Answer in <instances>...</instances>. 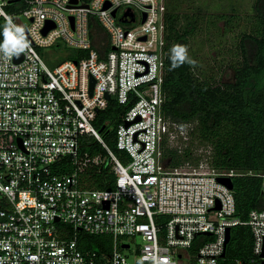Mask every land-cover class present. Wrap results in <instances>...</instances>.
Masks as SVG:
<instances>
[{
    "label": "built area",
    "instance_id": "2783aa9c",
    "mask_svg": "<svg viewBox=\"0 0 264 264\" xmlns=\"http://www.w3.org/2000/svg\"><path fill=\"white\" fill-rule=\"evenodd\" d=\"M14 1L0 0V27L11 17L27 47L0 49V264H220L237 225L252 234L247 264H264V208L241 221L218 181L260 177L264 198V172L214 168L210 146L197 162L164 157L184 153L193 131L162 112L166 0H24L17 19L5 9ZM93 42L107 47L102 58ZM58 44L86 55L50 68L40 51ZM112 99L128 106L114 137L124 158L94 126ZM84 135L107 155L82 152ZM101 165L110 190L87 184ZM81 231L108 237L110 250L80 249Z\"/></svg>",
    "mask_w": 264,
    "mask_h": 264
},
{
    "label": "trees",
    "instance_id": "16d2710c",
    "mask_svg": "<svg viewBox=\"0 0 264 264\" xmlns=\"http://www.w3.org/2000/svg\"><path fill=\"white\" fill-rule=\"evenodd\" d=\"M182 1L166 0L163 115L174 122L193 123L191 135L193 139L211 147L210 164L214 168L233 169L242 173L264 172V0L254 1L252 29L240 33L238 37L240 61L233 67L234 77L231 82L215 81L206 72H197L196 63L187 55L183 63L177 60L179 66H173L174 49L180 46L187 49L203 19L199 11H181ZM24 7V0H16L5 9L13 14ZM217 16L216 19L230 24H234L237 17L234 13ZM213 18L209 20L210 23ZM5 25L6 22L1 21L0 40L3 43ZM94 31L100 34L101 29L95 25ZM93 43L102 58L108 50L107 47ZM70 50L69 59L72 60L86 55V51ZM127 107L112 99L94 121V126L101 133L105 144L120 158L125 156L115 145V128ZM80 146L82 152L107 155L106 149L94 137L84 135ZM170 156L172 166L186 161H198V157L192 156L190 149L177 155L164 148V157ZM85 176L89 187L102 190L113 188L115 177L108 165L91 167ZM232 184L235 215L241 221L248 219L251 210L264 208L260 177L235 176ZM78 246L82 250L108 252L110 239L81 231ZM251 246L250 228L246 225L232 227L225 256L220 264H247Z\"/></svg>",
    "mask_w": 264,
    "mask_h": 264
},
{
    "label": "rangeland",
    "instance_id": "374dc122",
    "mask_svg": "<svg viewBox=\"0 0 264 264\" xmlns=\"http://www.w3.org/2000/svg\"><path fill=\"white\" fill-rule=\"evenodd\" d=\"M255 0H183V12L199 11L203 16L198 32L190 40L186 55L196 63L197 72L204 71L207 76L215 78V81H233V67L240 61L238 41L242 32L252 29ZM7 12V11H6ZM235 14L234 24L225 23L224 20L216 19L217 15ZM216 16V17H215ZM234 16V15H233ZM14 19L20 18L19 12L13 13ZM210 17V18H209ZM211 17H214L211 21ZM16 21V20H15ZM28 21H24L27 27ZM21 27V26H20ZM71 50L59 44L44 48L40 55L47 66L53 68L70 58ZM209 145L198 140H190L189 148L192 156H206ZM139 242V239H136ZM135 245L134 243H131ZM132 262V256L129 258Z\"/></svg>",
    "mask_w": 264,
    "mask_h": 264
},
{
    "label": "clouds",
    "instance_id": "9594fccd",
    "mask_svg": "<svg viewBox=\"0 0 264 264\" xmlns=\"http://www.w3.org/2000/svg\"><path fill=\"white\" fill-rule=\"evenodd\" d=\"M3 35L5 37V41L2 45H0V49L4 51L6 56L18 54L19 52L23 51L25 47H27V42L24 37V29L14 25L11 17L7 18ZM174 52L175 55L173 57V66L176 67L179 66L177 60L180 63H183L186 60L187 49L184 46H180L175 48Z\"/></svg>",
    "mask_w": 264,
    "mask_h": 264
},
{
    "label": "water",
    "instance_id": "95a60500",
    "mask_svg": "<svg viewBox=\"0 0 264 264\" xmlns=\"http://www.w3.org/2000/svg\"><path fill=\"white\" fill-rule=\"evenodd\" d=\"M72 3H76V0H72ZM108 6H109V4H106L104 6V8H107ZM112 14L115 15V11H113ZM144 18H145V15H143V20H144ZM52 27H53V24L51 22H48L45 29H44V33H46ZM20 59L21 58L18 59L16 57V60H20ZM93 84H94V80L91 79V88H92ZM108 98H109V96H108ZM101 112H102L101 110H98V113H101ZM127 125H129V123H127ZM218 181L220 183L224 184L225 186H227L229 189L233 188L232 180L230 178H218ZM218 208H219V206L216 207V209H218ZM229 238H230V229H228L226 232L225 245H227ZM261 255L264 256V251L262 252ZM224 256H225V251L222 253L221 257H224Z\"/></svg>",
    "mask_w": 264,
    "mask_h": 264
}]
</instances>
